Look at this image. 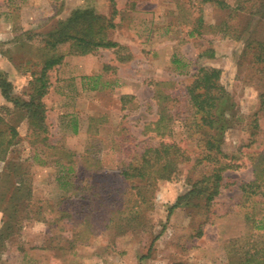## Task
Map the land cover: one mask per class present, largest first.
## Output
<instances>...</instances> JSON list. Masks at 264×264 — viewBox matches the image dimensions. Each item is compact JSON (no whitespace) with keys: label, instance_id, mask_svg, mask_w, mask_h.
Listing matches in <instances>:
<instances>
[{"label":"rangeland","instance_id":"rangeland-1","mask_svg":"<svg viewBox=\"0 0 264 264\" xmlns=\"http://www.w3.org/2000/svg\"><path fill=\"white\" fill-rule=\"evenodd\" d=\"M201 0H116L119 10L116 28L110 36L119 47L98 49L88 55H72L69 44L62 45V63L50 74L51 87L44 98L48 140L34 158L28 138L14 148L11 158L30 165L34 200L44 210L77 211L80 196L72 194V182H100L118 200H127L131 182L123 181L121 167L145 146L176 141L185 145L188 128L185 86L196 70L200 51L212 47L216 56L204 63L223 69V82L239 107L241 122L226 133L225 151L237 158L239 167L224 174L223 187L210 212L199 206H179L169 216V207L190 190L188 176L199 179L210 169L189 173L190 164L173 171L170 178L158 181L146 191L150 207L139 222L126 232L100 229L90 238H74L70 223L47 217L45 221H25L8 242L0 246V264H222L226 260L224 244L246 231L234 204L240 199V185L253 179L246 157L264 146V114L260 129L250 126L259 110L261 86L252 77L246 63H240L243 44L233 39L214 40L212 29L203 36L189 37L196 18L202 14L205 26L227 19V12ZM235 1V0H228ZM238 1V0H236ZM262 0H251L256 5ZM195 6V7H194ZM78 10H93L109 16L108 0H0V75L13 84V94L28 99L32 72L40 70L38 35H47ZM250 19V20H249ZM247 26L248 35L264 39V7L259 14L235 20ZM179 62H174V61ZM109 66V69H106ZM172 82L173 86L158 83ZM97 85V89H93ZM173 93L178 120L172 138L144 134V124L156 119L159 105L155 90ZM122 96H129L125 107ZM171 102V101H170ZM172 104V102H171ZM12 106L0 89V106ZM75 127L77 130H75ZM25 135L27 125L22 124ZM257 132L253 135L252 133ZM261 145V146H259ZM74 153L76 172L64 179L58 163H66L64 151ZM6 163L0 161V188L6 183ZM71 181L69 185L62 184ZM9 181V179H8ZM7 181V182H8ZM7 185V183H6ZM153 197V198H152ZM6 206H0V230L6 226ZM4 210V211H3ZM198 228L202 234L197 235Z\"/></svg>","mask_w":264,"mask_h":264},{"label":"trees","instance_id":"trees-1","mask_svg":"<svg viewBox=\"0 0 264 264\" xmlns=\"http://www.w3.org/2000/svg\"><path fill=\"white\" fill-rule=\"evenodd\" d=\"M108 1L111 6L109 16L97 14L93 10H78L54 31L47 35H38L41 68L31 74L28 99L14 95L13 84L6 75H0L2 94L12 103V106H0V161L6 163V173L3 175L7 183L0 188V206H6L7 217L6 226L0 230L1 247L23 227L25 221H45L47 217L70 223L75 232L74 238L81 241L90 238L100 229L126 232L139 222L144 211L150 207L152 199L145 192H153L159 180L170 178L173 171L184 164H190L188 172L191 175L206 168L210 171L199 179L187 177L190 190L179 196L176 203L169 207V216L179 206L187 207L190 204L210 212L223 187L224 174L239 167L237 158L229 155L224 149L226 133L242 121L239 107L223 82V69L208 63L203 64L205 60H212L216 56L215 49L208 47L198 53L195 60L196 70L185 86L188 111L182 120L188 128V141L184 146L176 141L145 146L125 161L120 174L123 181L131 182L135 193H131L125 201L118 200L108 188L101 186L99 181L86 182L83 186L72 182V194L67 200L78 196L85 200V203L77 204L79 208L75 212L63 208L48 212L49 207L44 210V207L34 200L30 165L20 159L14 160L16 158H11L10 155L24 140L23 137L28 138L34 148L35 159L39 151H45L42 148L48 140V123L44 98L51 87L49 72L64 59L65 55L60 51L62 45L69 44V53L72 55H88L101 48L119 47L110 36L111 31L116 28L115 18L119 10L116 0ZM250 2L251 0H201L199 4L212 3L220 10L226 11L227 19L217 25L205 26L204 16L200 14L196 18L194 28L189 29L188 36H203L207 28H210L214 34L210 42L225 39L242 42L240 63L247 64L252 77L257 79L261 86L260 107L250 122V126L259 131L260 119L264 114V39L252 35L244 37L248 27L234 24L239 17L249 18L253 14H259L264 7V0L258 2V10L254 9L256 5H251ZM109 68L106 66V69ZM158 85L173 86V83L165 81ZM93 89H97V85ZM172 94L161 88L155 90L154 99L159 109L156 119L144 124V134L153 133L160 138L173 137V127L178 120V114L174 110ZM129 98L122 96L124 107ZM22 124L27 125L25 135L21 133ZM255 133L257 132L252 134L257 135ZM256 142L255 139L249 145L250 151L245 153L252 167L253 179L240 185L241 196L234 204L245 223L246 231L224 244L226 260L222 264H264V146L253 149ZM64 155L68 161L58 164L59 172L66 179L75 174L77 161L71 151H64ZM70 182L64 180L62 184L67 186ZM201 234L202 230L198 228L197 235Z\"/></svg>","mask_w":264,"mask_h":264}]
</instances>
